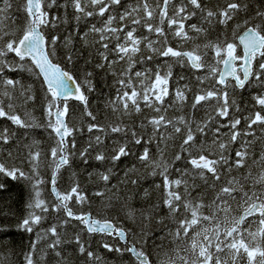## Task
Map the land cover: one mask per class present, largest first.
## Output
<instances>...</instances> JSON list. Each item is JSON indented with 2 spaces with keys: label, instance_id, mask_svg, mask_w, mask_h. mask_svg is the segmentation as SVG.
<instances>
[{
  "label": "snow or ice",
  "instance_id": "snow-or-ice-1",
  "mask_svg": "<svg viewBox=\"0 0 264 264\" xmlns=\"http://www.w3.org/2000/svg\"><path fill=\"white\" fill-rule=\"evenodd\" d=\"M0 178L22 264H264V0H0Z\"/></svg>",
  "mask_w": 264,
  "mask_h": 264
},
{
  "label": "trees",
  "instance_id": "trees-1",
  "mask_svg": "<svg viewBox=\"0 0 264 264\" xmlns=\"http://www.w3.org/2000/svg\"><path fill=\"white\" fill-rule=\"evenodd\" d=\"M212 35H215V33H213ZM173 46H175V44ZM235 99H237L238 102H241V96L237 95ZM70 103L76 104L77 102L72 101ZM89 103H90V107L93 110L97 108V101L94 95H90ZM242 103L244 106H248L250 104V98L247 96V94L243 95ZM34 114L38 118H40V111L38 107ZM169 114L171 115L172 113L170 112ZM44 135L45 138L42 139V147L46 153L48 149V145L51 143V141L46 138L47 136L46 133ZM36 138L41 139L40 136H37ZM79 146H80V139L78 138L77 147ZM42 159L44 158L42 157ZM42 175L44 180L46 181V183L41 186L42 196L45 199H51L52 198L50 192L51 186L49 183L51 176V169L47 167L46 160L44 162V167L42 168ZM141 175H143V170L141 171ZM155 179H156V183L160 182L159 178H155ZM0 182L6 184V189L0 192V209H3L4 212L10 211L11 213L15 214V215H9L7 217L0 215V228L7 229V232H0V252H4L8 254L7 264H22L21 253L26 250L31 234L19 230L17 228V224L24 217V215H26L25 205L29 198V185L27 184V182L23 180L12 181L8 178H0ZM81 182L84 185L85 191H87L91 187L85 182L83 181ZM149 184H150V180L149 182H146L144 186L148 187ZM65 187H66L65 178L62 177L61 179L58 180V188L59 190L63 191ZM150 190L152 191V199L158 200L161 196V190L152 189V188H150ZM96 205H97V201L94 200L93 208H95ZM85 209L87 210V206H85ZM40 227H47V223L43 224ZM90 239H99V238L93 237ZM39 251L40 249L38 246V252ZM99 251L106 258L114 255L111 253H106L103 250H99ZM109 264H111V261H109ZM129 264H131L130 261Z\"/></svg>",
  "mask_w": 264,
  "mask_h": 264
}]
</instances>
